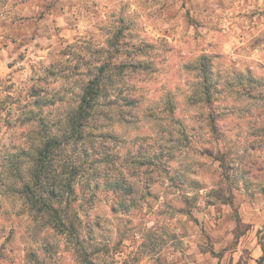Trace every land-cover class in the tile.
Masks as SVG:
<instances>
[{
	"label": "rangeland",
	"instance_id": "rangeland-1",
	"mask_svg": "<svg viewBox=\"0 0 264 264\" xmlns=\"http://www.w3.org/2000/svg\"><path fill=\"white\" fill-rule=\"evenodd\" d=\"M202 55L215 136L195 98ZM79 56L124 61L126 84L114 76L116 114L60 159L83 191L123 177L138 191L129 208L120 191H81L69 240L31 212L12 168L31 88L65 107L89 76ZM142 155L157 156L150 170ZM0 173V264H264V0H0Z\"/></svg>",
	"mask_w": 264,
	"mask_h": 264
},
{
	"label": "trees",
	"instance_id": "trees-1",
	"mask_svg": "<svg viewBox=\"0 0 264 264\" xmlns=\"http://www.w3.org/2000/svg\"><path fill=\"white\" fill-rule=\"evenodd\" d=\"M79 59L86 65L89 76L80 87L79 93L71 95V101L65 107L54 109L56 104L64 102L63 99L54 97L52 101L42 103L37 99V90L31 88L29 93L35 100L32 105L26 106L16 119L17 125L21 124L27 136L21 146L14 148L17 165L12 168L13 170L16 167L15 176L12 173V177L19 182L18 192L25 198L31 212L48 228L69 240L79 238V226L82 224L79 211L83 191L80 184L82 174L77 165H64L60 159L61 154L70 142L94 136V130L99 128V123L116 114L118 107L112 98L119 96L121 100L123 89H113L114 76L122 85L126 84L127 78L124 74L126 65L122 60L113 63L103 57L98 59L100 61H86L82 56H79ZM112 71L114 75L107 74ZM198 74L195 98L201 118L200 128L215 136L218 131L217 120L221 113L218 107V83L213 80V70L207 56H201ZM248 81L253 82L250 77ZM128 98L129 96H125L124 99L127 104ZM168 112L174 118L175 111L172 107H169ZM180 137L182 142L189 140L185 128L181 129ZM142 156L145 158L147 170H150L157 156ZM23 165L27 166L25 173L20 170ZM2 175L3 173H0V182L4 179ZM102 185L108 192L120 191L123 194V207L133 206L137 189L135 184L125 177L110 185L101 182L87 185L83 192L96 193Z\"/></svg>",
	"mask_w": 264,
	"mask_h": 264
}]
</instances>
